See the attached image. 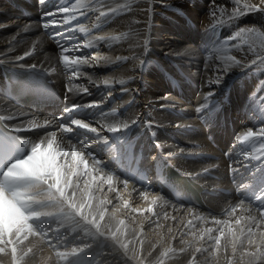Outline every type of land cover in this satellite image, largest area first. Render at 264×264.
Returning a JSON list of instances; mask_svg holds the SVG:
<instances>
[{
  "label": "bare ground",
  "instance_id": "6f19581e",
  "mask_svg": "<svg viewBox=\"0 0 264 264\" xmlns=\"http://www.w3.org/2000/svg\"><path fill=\"white\" fill-rule=\"evenodd\" d=\"M195 1L191 8L194 17L186 28L177 27L182 16L174 5H182L180 0H45L43 4L40 0H0L2 168L20 154L17 138L29 143V151L40 144L41 154L50 152L58 163L66 161L68 165L74 163L72 156L61 154L60 149L71 153L75 144L78 159L86 162L90 173L73 179L75 202L79 207L90 201L85 212L89 220L99 222L103 233L66 209L69 216L51 222L52 228L59 229L58 247L50 248L38 237H30L23 247H32L34 253L27 258L21 253L17 264H140L141 260L143 264H228L229 258L233 264H261L255 257L243 255L255 250L246 238L233 255L228 229L240 235L241 228L246 232L251 226L257 238L264 231L249 220L254 217L260 222V202L255 196L264 191V137L239 140L249 129L264 128V105L260 103L264 91L253 102L257 86L264 81V68L233 69L219 86L207 81L221 75L218 69L223 58L235 56L247 62L256 54H264V36L245 33L229 39L240 28L264 33V12L245 13L228 23L234 10L243 11L244 3L259 0H240L238 5L232 0H210L202 14L204 6ZM73 5L77 7L69 13L58 11ZM110 7L119 11L100 17V12ZM48 12L55 13L47 19L56 23L45 29ZM81 27L87 31H80ZM101 36L106 39L99 40ZM234 44L240 47L234 48ZM250 45L255 52L248 51ZM65 48V55L81 56L88 64L66 66L60 60ZM30 50L33 55L15 60ZM174 52L187 54L171 55ZM117 57L128 59L117 62ZM158 58L168 59L169 67L156 63ZM32 64L37 68L28 67ZM205 64L210 67L206 69ZM12 72L16 73L14 78ZM105 79L110 81L108 86L103 84ZM36 80L46 89L43 95L29 100L26 95ZM119 80L126 83L120 85ZM22 84L25 90L17 91ZM125 87L129 91H122ZM209 92L213 96L205 99ZM92 103L99 107H82L71 118L97 127L99 136L80 130L72 141L62 138L59 124L71 126L64 109ZM201 105L207 108L198 113ZM133 119L139 123L118 132L107 131L108 126L119 128ZM45 120L56 122L32 128L33 124L44 125ZM146 121L153 126L145 127ZM16 127L31 130L16 132ZM11 148L12 154L6 156ZM167 162L185 178L179 190L168 185L167 177L158 171V166L167 167ZM75 166L78 174L84 172V163ZM205 168L209 171L204 172ZM185 191L196 197L184 198ZM251 197L250 202L247 198ZM233 208L236 211L229 215ZM238 218L241 225L235 223ZM217 220L222 223L216 224ZM220 229L226 237L216 249L214 237L220 235ZM198 247L210 251L196 253ZM73 248L85 250L74 258ZM181 248L186 251L180 252ZM59 253L67 254V259ZM0 264H11L10 252L0 255Z\"/></svg>",
  "mask_w": 264,
  "mask_h": 264
},
{
  "label": "snow or ice",
  "instance_id": "6c2138e0",
  "mask_svg": "<svg viewBox=\"0 0 264 264\" xmlns=\"http://www.w3.org/2000/svg\"><path fill=\"white\" fill-rule=\"evenodd\" d=\"M45 0H40V3H44ZM233 3L239 4L240 0H232ZM77 5H73L72 8L69 7H59L58 11L60 13H69L73 11ZM119 10L116 8H108L107 11H101L100 17L107 18L113 14H116ZM150 11V10H149ZM264 12V0H259V3H244L243 11L239 9L234 10L231 15L228 16L227 22L231 23L233 20L239 18L245 13L252 12ZM84 13H81L83 15ZM213 17H215V10L212 12ZM55 13L48 12L46 13V18L54 17ZM56 21L54 19H47V22L43 24L45 29H48L51 25H54ZM27 31V28L24 29ZM80 31L84 32L87 29L81 27ZM245 33L251 35L255 33L258 36H264V33L260 32L259 29L256 28H240L234 37H230L229 39H235L243 36ZM56 35H59L58 33ZM53 39L55 36L52 37ZM99 40H105L106 37L101 36L98 37ZM145 49L147 46V40H144ZM87 47H91V45H87ZM234 48H239L240 45H233ZM261 49H264V41L261 42ZM11 51V49H9ZM68 49L65 48L62 50L60 54V60L64 62L66 66L71 67L72 65H87L88 61L85 60L81 56H73L65 55ZM249 52H255L253 47L250 45L248 48ZM187 54V52H174L171 53L173 56H182ZM33 55V52L26 51L22 56H16V61H22L26 57ZM128 57H117L116 61H126ZM211 59V58H209ZM217 59H221L217 57ZM251 66V67H250ZM259 68H264V54H256L255 59L245 60L236 59L235 56H228L223 58V63L219 67L218 71L221 75L214 76L210 78L207 83L209 85L219 86L222 84L227 73L231 72L233 69H249L250 71L258 70ZM29 68H37L35 64L29 65ZM209 64H205V68H209ZM216 70V69H214ZM51 71H55V68H52ZM75 75V73H73ZM90 82H91V78ZM129 80H132V77H128ZM118 83L120 85H124L126 82L124 80H119ZM105 86L110 84V81L105 79L103 81ZM72 89H69L71 91ZM84 93L88 92L87 88L82 90ZM122 91H129L128 88H122ZM264 91V81H260L257 86L256 92L253 96V102H255V97L259 95L260 92ZM213 96L212 92H209L205 99H208ZM165 100L170 99V97H164ZM260 103L264 105V97H260ZM82 107H99L98 104L92 103L89 105H76L73 104L71 107H66L64 109L65 118L70 120L71 126L67 123H60L59 129L63 134L62 138H66L69 141L76 139L77 134L80 130H86L83 134H87L88 132L96 133L99 136V130L97 127H93L90 123H84L80 119H72L71 114L79 111ZM164 107V106H162ZM207 105H201L196 109V111L202 112ZM23 115V114H21ZM3 119V117H0ZM59 118H57L58 120ZM56 121H44V125L33 124L32 128H40L47 126ZM139 123L138 119H133L129 123H123L121 127H107V131L109 133L118 132L121 129H126L130 125H134ZM75 127L76 131H74ZM145 127L153 126V122L146 121ZM177 128H184L185 125H177ZM31 129H23L21 127H16L14 131H28ZM52 135H55L53 133ZM264 137V128H261L259 131H253L249 129L244 133L243 136L239 137L240 141H249L253 138H261ZM18 147L17 150L20 152L19 155L13 157L8 160L3 168H0V255H8L10 252L11 256V264H17V258L22 253V256L27 258L31 257L34 253V249L32 247L24 248L23 245L26 241H29L30 237H38L42 242L47 243L48 247L56 248L58 247L59 237L56 235L59 232V229H54L51 227V222L60 216H69L70 213L66 211V209H70L74 212L75 215L80 216L86 224L94 225L97 229V232L103 235L100 232L99 222L96 219L89 220L88 213L85 212L86 208L90 207L89 204H80L77 207L76 204V191L73 188V179L78 177L79 175H88L89 170L87 168L86 162L82 160V158L78 159L76 155V145L72 144L71 153H66L63 148L60 149V153L67 156L71 155L73 160V165H68L65 163H58L56 161L55 156H53L50 152L45 154L40 153L41 145L35 144L30 147L29 151V143L24 140H20L17 138ZM52 141H48V148L51 149ZM158 147H162L161 145H157ZM27 149V151H22V149ZM88 146L85 145V149ZM176 155V153H169V156ZM227 155V154H226ZM76 163H84L85 169L83 173L76 172ZM99 163V162H97ZM71 170H68V169ZM209 169L205 168L204 172H208ZM95 179V177H94ZM108 182H111V177L108 178ZM127 185V181H125V186ZM78 187V185H76ZM246 189L247 186H242ZM71 191V195H69V190ZM255 196V194L253 195ZM250 202L251 198H247ZM255 200L259 203L260 209V222L256 220L254 217H249L252 223H256L257 227H264V191H261L259 196H255ZM155 202V201H153ZM103 203V202H102ZM110 203V202H109ZM127 204V202H125ZM243 201H241V205ZM240 205H238L239 207ZM55 209V211H42L41 209ZM99 208V205H97ZM148 211H151V207H149ZM236 211L235 208L232 209V212L229 215H232ZM99 216L101 219L104 218V212H99ZM124 221L121 220L120 224H123ZM216 224H221L222 222L217 220ZM236 225H241V219L236 220ZM47 228V231L44 229ZM212 229H207V232H211ZM228 233L232 236V239L229 241L232 248V253H235L239 247H243V240L246 238L248 246L250 248H254V251H246L243 253L244 256L255 257L257 260L261 261V264H264V231L259 232V238H257V233L253 231L251 226L247 227V231L245 232L244 228L240 229V235H237L231 227L228 229ZM115 233H112V236L115 238ZM226 237V234L223 229H220V235L215 236V248L219 249L221 247V238ZM211 238V237H210ZM53 240H56V243H53ZM87 247V245L85 246ZM126 247V246H125ZM84 248H73L71 250V256L76 258L79 257L80 254L84 252ZM171 251V249H170ZM180 252L186 251V249L181 248ZM206 251H210L209 249L198 247L195 249L196 253H204ZM59 255L65 259H67V254L59 253ZM68 264H73L72 261H68ZM140 264H143V260L140 261ZM228 264H233L232 259H228Z\"/></svg>",
  "mask_w": 264,
  "mask_h": 264
},
{
  "label": "rangeland",
  "instance_id": "374dc122",
  "mask_svg": "<svg viewBox=\"0 0 264 264\" xmlns=\"http://www.w3.org/2000/svg\"><path fill=\"white\" fill-rule=\"evenodd\" d=\"M180 1H182L183 3H182V5H174L178 10H179V12H180V14H181V16H182V18H180L181 20H182V23H181V21L179 20V18L177 19L178 20V23H177V27L178 26H180V25H183L184 27H186V28H188L189 26L187 25V23H189L190 21H191V19L194 17L193 16V7H195L196 6V1L195 0H180ZM197 2H199V4H201L202 5V7H203V10L201 11V14L203 13V12H205V10H207L208 8H209V5H210V0H197ZM192 8V9H191ZM183 33H185V32H183ZM254 59H255V57H254ZM157 60V62L156 63H159V64H163L165 67H169L167 64H166V62L168 61V59L167 60H162V59H160V58H158V59H156ZM180 67H181V69H182V66L181 65H179ZM157 67V64H155V68ZM183 70V69H182ZM184 71V70H183ZM189 75V74H188ZM191 76V75H190ZM236 130H238V128L236 129ZM140 259L142 258V256H140L139 257Z\"/></svg>",
  "mask_w": 264,
  "mask_h": 264
}]
</instances>
